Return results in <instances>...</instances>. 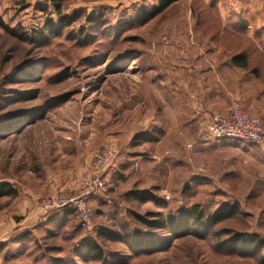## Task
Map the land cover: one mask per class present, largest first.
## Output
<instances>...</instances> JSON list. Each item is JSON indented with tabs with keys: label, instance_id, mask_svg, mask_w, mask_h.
Returning a JSON list of instances; mask_svg holds the SVG:
<instances>
[{
	"label": "rangeland",
	"instance_id": "rangeland-1",
	"mask_svg": "<svg viewBox=\"0 0 264 264\" xmlns=\"http://www.w3.org/2000/svg\"><path fill=\"white\" fill-rule=\"evenodd\" d=\"M164 2L0 0V185L16 191H0V264H261L218 242L264 240V146L203 131L232 108L264 123V0ZM243 52L246 70L231 61ZM108 148L116 158L82 228L73 204ZM223 205L239 215L204 239L138 220ZM101 230L167 241L138 254ZM91 239L103 262L87 255Z\"/></svg>",
	"mask_w": 264,
	"mask_h": 264
},
{
	"label": "trees",
	"instance_id": "trees-1",
	"mask_svg": "<svg viewBox=\"0 0 264 264\" xmlns=\"http://www.w3.org/2000/svg\"><path fill=\"white\" fill-rule=\"evenodd\" d=\"M57 10H60L61 4L65 0H53ZM177 0H165L163 3V9L175 3ZM154 15H149L148 18H152ZM0 26H2L0 22ZM60 27L49 26L48 31L53 35L59 33ZM40 38H44V35H40ZM24 39V38H22ZM232 64L241 69H248L249 57L246 53L234 54L231 58ZM1 195H16L14 191L8 185H0ZM133 197L137 198L136 195ZM142 201L146 198L140 199ZM240 213L239 205H223L215 213L206 216L205 213L200 212L198 206L181 209L176 216H168L166 219L161 214H148L149 218H139L141 225L154 230H167L171 236L174 237H186L194 236L196 238L204 239L213 234L215 229L222 223L238 216ZM151 219V220H150ZM97 236L100 239L124 242L130 250L137 252L138 254H155L163 249L166 245L167 239L158 240L155 236L148 233H141L140 231L128 234L126 236L121 235L118 232L110 230H101ZM159 241V242H158ZM218 247L223 251H226L232 255L240 257L257 258L261 264H264V240L258 235L247 234L240 232H228V238L218 242ZM87 248V255H91V259L103 262V250L96 242V240H88L85 244Z\"/></svg>",
	"mask_w": 264,
	"mask_h": 264
},
{
	"label": "built area",
	"instance_id": "built-area-1",
	"mask_svg": "<svg viewBox=\"0 0 264 264\" xmlns=\"http://www.w3.org/2000/svg\"><path fill=\"white\" fill-rule=\"evenodd\" d=\"M203 138L264 146V123L238 108H232L227 115L215 113L210 117L204 125ZM115 158L114 148L103 149L95 155L91 173L84 179L80 197L73 204L82 228L89 225L92 215L90 200L104 189L106 172L111 168ZM67 204L69 203L65 205Z\"/></svg>",
	"mask_w": 264,
	"mask_h": 264
},
{
	"label": "crops",
	"instance_id": "crops-1",
	"mask_svg": "<svg viewBox=\"0 0 264 264\" xmlns=\"http://www.w3.org/2000/svg\"><path fill=\"white\" fill-rule=\"evenodd\" d=\"M228 96V93H227V90H225V99H226V102H227V97ZM230 104H232V98H231V96H230ZM231 105H229V107H230ZM219 110L218 111H222L223 113H227V111L229 110V108H228V104L226 103L225 104V106L224 107H222V106H219V108H218ZM198 110V109H197ZM199 112H197V113H201V110H198ZM229 113V112H228Z\"/></svg>",
	"mask_w": 264,
	"mask_h": 264
}]
</instances>
